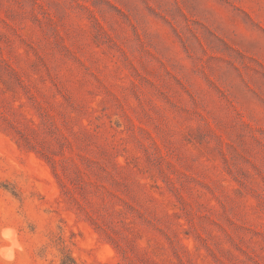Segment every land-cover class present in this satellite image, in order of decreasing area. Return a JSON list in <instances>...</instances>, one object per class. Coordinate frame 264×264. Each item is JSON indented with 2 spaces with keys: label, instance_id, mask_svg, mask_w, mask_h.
Instances as JSON below:
<instances>
[{
  "label": "rangeland",
  "instance_id": "1",
  "mask_svg": "<svg viewBox=\"0 0 264 264\" xmlns=\"http://www.w3.org/2000/svg\"><path fill=\"white\" fill-rule=\"evenodd\" d=\"M0 264H264V0H0Z\"/></svg>",
  "mask_w": 264,
  "mask_h": 264
},
{
  "label": "clouds",
  "instance_id": "2",
  "mask_svg": "<svg viewBox=\"0 0 264 264\" xmlns=\"http://www.w3.org/2000/svg\"><path fill=\"white\" fill-rule=\"evenodd\" d=\"M9 259H10V257H9Z\"/></svg>",
  "mask_w": 264,
  "mask_h": 264
}]
</instances>
